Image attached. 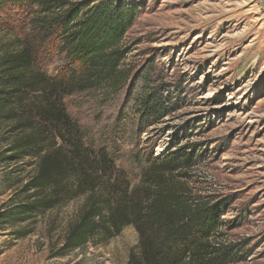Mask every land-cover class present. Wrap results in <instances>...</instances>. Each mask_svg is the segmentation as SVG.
Wrapping results in <instances>:
<instances>
[{"label": "rangeland", "instance_id": "obj_1", "mask_svg": "<svg viewBox=\"0 0 264 264\" xmlns=\"http://www.w3.org/2000/svg\"><path fill=\"white\" fill-rule=\"evenodd\" d=\"M65 9L103 0H62ZM135 4L134 26L121 45L130 73L118 93L103 89L65 97L68 113L93 152L107 149L131 187L147 166L185 148L190 166L174 172L196 199L224 201L213 242L228 264H264V5L261 0H108ZM36 8L0 7V43L33 32ZM39 66L53 77L65 56L48 42ZM163 98L157 118L138 105L150 92ZM0 131V151L7 144ZM37 160L0 163V212L36 174ZM89 193L17 224L0 223V264H129L139 243L132 225L98 232L83 248L63 253L66 236ZM222 253V252H221Z\"/></svg>", "mask_w": 264, "mask_h": 264}, {"label": "trees", "instance_id": "obj_2", "mask_svg": "<svg viewBox=\"0 0 264 264\" xmlns=\"http://www.w3.org/2000/svg\"><path fill=\"white\" fill-rule=\"evenodd\" d=\"M36 8L33 32L0 43V131L7 146L0 163L34 158L36 174L0 212L1 224H17L72 198L89 193L66 236L63 253L86 246L98 233H119L134 226L138 245L129 264H228L229 251L213 242L225 202L196 199L175 182L176 172L190 166L185 148L155 160L131 187L107 149L93 152L82 128L68 113L64 99L74 92L103 89L118 93L130 80L122 68L128 52L121 45L134 26L135 4L103 0L65 9L62 0H0ZM51 42L66 65L50 77L39 66L40 51ZM144 117L165 110L152 91L138 103ZM222 252V253H221Z\"/></svg>", "mask_w": 264, "mask_h": 264}, {"label": "water", "instance_id": "obj_3", "mask_svg": "<svg viewBox=\"0 0 264 264\" xmlns=\"http://www.w3.org/2000/svg\"><path fill=\"white\" fill-rule=\"evenodd\" d=\"M261 2L263 3V5H264V0H261Z\"/></svg>", "mask_w": 264, "mask_h": 264}]
</instances>
